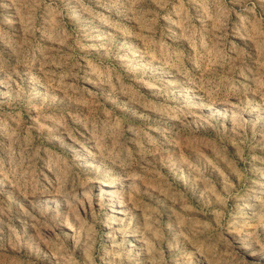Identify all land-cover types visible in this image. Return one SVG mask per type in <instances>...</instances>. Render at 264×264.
<instances>
[{"label":"rangeland","instance_id":"obj_1","mask_svg":"<svg viewBox=\"0 0 264 264\" xmlns=\"http://www.w3.org/2000/svg\"><path fill=\"white\" fill-rule=\"evenodd\" d=\"M0 264H264V0H0Z\"/></svg>","mask_w":264,"mask_h":264}]
</instances>
